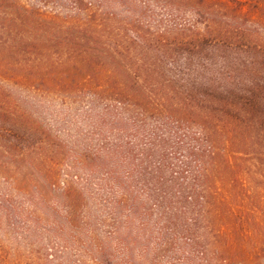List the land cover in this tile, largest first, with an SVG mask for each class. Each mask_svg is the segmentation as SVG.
I'll return each mask as SVG.
<instances>
[{"label":"trees","instance_id":"obj_1","mask_svg":"<svg viewBox=\"0 0 264 264\" xmlns=\"http://www.w3.org/2000/svg\"><path fill=\"white\" fill-rule=\"evenodd\" d=\"M0 34V264H264V0H0Z\"/></svg>","mask_w":264,"mask_h":264},{"label":"rangeland","instance_id":"obj_2","mask_svg":"<svg viewBox=\"0 0 264 264\" xmlns=\"http://www.w3.org/2000/svg\"><path fill=\"white\" fill-rule=\"evenodd\" d=\"M23 1H26V0H23ZM263 37H264V35H263ZM0 38H1V34H0ZM262 40L264 42V38ZM0 73H1V71H0ZM5 75L9 76V77L6 76L7 78H5L6 84L9 83V86H10L9 88L12 91L13 90L16 92L20 91V93L23 95L22 97H27L29 95L40 97L41 95H43V93H41V92H39V94H36V93L32 94V92H30V90H29L30 87L28 85H25L22 82V79L20 78L17 71L9 70V71H7V73ZM45 96H48V95L45 94ZM73 113H75V112H73ZM262 142H263L262 146H260L259 149L256 151H255V148L252 149L251 146L245 150V152H248L250 155L249 156L250 158H247L250 160L248 162L250 165V171L254 172V175H256V177H257V179L255 181H258V185H260V186L264 185V175H262V173H261V168H262L263 161H264V139L262 140ZM239 149H243V148H239ZM255 153H257V154H255ZM245 169H247V168L245 167ZM53 241H55V240L53 239ZM47 244L52 246V241L48 240ZM51 253H55V251H52ZM55 258L56 257H53V258L50 257L49 262H47V263L48 264H59V262Z\"/></svg>","mask_w":264,"mask_h":264}]
</instances>
